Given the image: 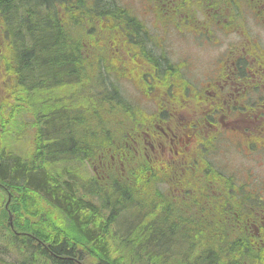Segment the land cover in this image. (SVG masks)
I'll use <instances>...</instances> for the list:
<instances>
[{"label": "trees", "instance_id": "trees-1", "mask_svg": "<svg viewBox=\"0 0 264 264\" xmlns=\"http://www.w3.org/2000/svg\"><path fill=\"white\" fill-rule=\"evenodd\" d=\"M144 28L117 0H0L1 264H264V245L239 239L235 191L227 210L214 189L212 207L193 210L183 200L188 173L125 162L129 129L154 117L119 83L111 45L140 42ZM181 66L167 62L165 72H179L182 86ZM10 247L25 257L5 259Z\"/></svg>", "mask_w": 264, "mask_h": 264}, {"label": "flooded vegetation", "instance_id": "flooded-vegetation-1", "mask_svg": "<svg viewBox=\"0 0 264 264\" xmlns=\"http://www.w3.org/2000/svg\"><path fill=\"white\" fill-rule=\"evenodd\" d=\"M145 12L144 37L140 42L119 43L115 37L111 45L115 73L121 76V71H128L122 79L131 84L136 81L134 89L140 96L150 94L154 103L161 101L160 110L156 108L153 113L140 106L154 119L151 124L132 126L126 141L130 153L125 162L140 157L161 168L174 169V176L188 173L189 190L183 200L193 210L198 203L212 207L213 199L208 197L212 189L227 210L226 196L230 190L235 191L239 239L243 243L249 240L253 246L264 245V0H148ZM250 13L257 28H261L254 34L243 25ZM150 17L157 22L155 28L149 23ZM152 28L163 39L178 37L185 39L179 42L190 41L192 49L219 50L222 42L212 39L216 28L222 35L234 30L238 41L221 46L220 55L204 72L206 77L197 90L183 72L186 81L182 86L179 72H165L167 62L182 63L180 70H185L187 60L169 56V46L159 41ZM150 60L161 64L160 71ZM171 72L173 75L169 76ZM160 73H166L165 77L171 80L163 84L164 89L158 86L165 78ZM143 79L145 86L138 89ZM182 89H187V93ZM181 94L186 95V114L175 118ZM220 139L227 147L234 145L244 157L253 159V166L240 173L230 170L224 160L230 147L220 148ZM219 155L223 159L221 170L214 166ZM117 161L121 163L120 159Z\"/></svg>", "mask_w": 264, "mask_h": 264}, {"label": "rangeland", "instance_id": "rangeland-1", "mask_svg": "<svg viewBox=\"0 0 264 264\" xmlns=\"http://www.w3.org/2000/svg\"><path fill=\"white\" fill-rule=\"evenodd\" d=\"M117 1H121L122 3L129 6L131 9L134 10V12H136L140 16L141 19H142L143 14L144 15L147 14V12H145V4H146V1H148V0H117ZM236 6H237V4H236ZM228 14L229 13H227V16H228ZM33 21H36V20H33ZM149 23L152 25L153 28H155L157 26V22L154 19H152L151 17L149 18ZM243 25L246 27V29L248 31H251L253 34L256 31L261 30V28H257V25H256L252 15H251V13L249 14V16H247L246 18L243 19ZM153 28L151 29V31L156 37H158L159 41L163 42L165 46H169V51L167 53L169 56L176 57V59H178L180 61H183V59L186 58L185 59V60H187L186 69L182 70V72L187 75L189 80H191L190 82L193 81L192 85H193L194 89H197V87L200 84L202 86V81L206 77L204 75L209 71L210 64L212 65V63L215 61V58H217L220 55V51L222 49L221 46L222 45H225V46L228 45L229 46L230 44L238 41V37L236 36V34H235L236 32H234V30H231V32L229 34L222 35L220 28H216V30L213 33L212 39L219 40L222 42L219 45V50L197 48V47H194V49H192L193 46L191 45L190 41H188V42L180 41L179 42V40H185V39H180L178 37H168L166 39H163L162 34L156 32ZM22 31H24V30H22ZM92 50L97 52L96 49H92ZM1 52L4 54V52H5L4 48H2ZM111 56H113V53H111ZM204 72H206V73H204ZM127 74H128V71H121V76L119 79L120 80L119 83L122 85V88L125 90L126 94L128 93V95L131 99L139 100L142 103L139 106L144 107L147 112L153 113L154 111H156V108H157V111H159L161 101H159V102L157 101L154 103V101H152L153 99L151 98L150 94H147L148 97L146 95L140 96L134 89V87L136 85V81L133 84H131L130 82L126 81L125 79H122L123 76L127 75ZM98 82H99V78H98ZM163 84H164V81L159 83L158 86L161 87V89H164L162 87ZM196 84H198V85L196 86ZM0 86H2L1 79H0ZM175 86H178V83H176ZM137 87H138V89H140L139 85H137ZM91 90L93 91V88ZM60 93H63V91H56V94H60ZM6 94L7 93H5V95ZM1 97H3V95H2V90L0 89V100H1ZM141 97H144L147 99L143 100ZM65 102H67V101H65ZM178 102H179L178 105L180 106V109H179L178 113L175 115V118L184 117L186 114V111H184V110L187 109L186 108L187 104H185L186 99L184 97L180 96L178 99ZM72 105H73V103H72ZM77 107H79V106H77ZM56 123H57L56 120H54V123L52 120L49 121V123H48L49 129L55 127L57 125ZM58 126L62 129V131H60L58 133L56 131H54L55 135H57L60 140H64L66 132L68 131L67 117L64 120L62 119L61 123L58 124ZM79 129H80V126L77 124L75 127V130H79ZM129 132H130V129H129L127 135L125 136V140L122 141V143H121L125 149L127 148L126 147V141L128 140ZM33 135H34V133H33ZM33 135L31 133V137ZM29 141H30V137L26 140V142L28 143ZM18 145H19V143H18ZM31 145H32V140H31L30 146H28V145L26 146V148H28V151H29ZM217 145L220 148L225 147L226 149L230 147L227 154L225 152L224 160L225 159L227 160V163L230 166L229 169L233 170L235 173H237V172L240 173L242 170H244L248 166H249V168L253 166V162H254L253 159L244 157L241 154V152H238L236 150V147L234 145H231V146L229 145L227 147L226 142L222 139H220L218 141ZM120 149H121L120 144H118L116 142L115 146H114V151H112V153H110V157L116 156L117 158H120V155H121ZM17 150L21 155L25 154V152H23V150L26 151V149L23 147V145H21V148H19ZM218 158H219V162H218V164H214V166L221 170V166H222L221 160H223L222 155H219ZM122 164L123 163L121 161V163H120L121 167H122ZM94 167H96V170H98L97 165H94ZM84 171L86 173V176H88V174L91 173V165L86 166V170H84ZM255 171L259 172L258 170H255ZM100 172H101V168H100ZM97 174H98V172H97ZM2 203H3V201L0 199V206L2 205ZM9 249L10 250L6 249V251H5V254H6V256L4 257L5 259L10 260L12 262H17L18 260H22V258L25 257L24 256L25 251H17L13 247H10ZM1 251H2V247L0 245V252ZM0 255L3 256V254H0Z\"/></svg>", "mask_w": 264, "mask_h": 264}, {"label": "bare ground", "instance_id": "bare-ground-1", "mask_svg": "<svg viewBox=\"0 0 264 264\" xmlns=\"http://www.w3.org/2000/svg\"><path fill=\"white\" fill-rule=\"evenodd\" d=\"M159 56V55H158ZM20 75V74H19ZM59 109V108H58ZM65 111V110H64ZM68 112V111H67ZM35 154V153H34ZM93 154V153H92ZM94 155V154H93ZM31 157V156H30ZM24 163V162H23ZM63 169V168H62ZM163 210V209H162ZM147 211V210H146ZM142 213V212H141ZM174 213V212H173ZM137 214V213H136ZM178 224V223H177ZM128 227V226H127ZM165 229V228H164ZM153 231V230H152ZM168 235V234H167ZM153 237V236H152ZM160 238V237H159ZM181 238V237H180ZM184 238V237H183ZM151 239V238H150ZM155 240V239H154ZM148 241V240H147ZM136 246V245H135ZM149 246V245H148ZM34 247V246H33ZM162 248V247H161ZM188 248V247H187ZM224 256V255H223ZM262 256V255H261ZM189 257V256H188ZM175 258V257H174ZM173 258V259H174ZM147 259V258H146ZM127 260V259H126ZM144 260V259H143ZM157 260V259H156ZM162 261V260H161ZM152 263V262H151Z\"/></svg>", "mask_w": 264, "mask_h": 264}]
</instances>
